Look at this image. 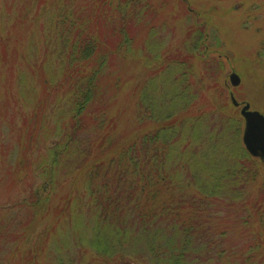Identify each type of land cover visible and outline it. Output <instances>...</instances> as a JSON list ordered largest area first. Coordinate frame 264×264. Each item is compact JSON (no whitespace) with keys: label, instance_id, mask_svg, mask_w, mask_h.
I'll use <instances>...</instances> for the list:
<instances>
[{"label":"trees","instance_id":"trees-1","mask_svg":"<svg viewBox=\"0 0 264 264\" xmlns=\"http://www.w3.org/2000/svg\"><path fill=\"white\" fill-rule=\"evenodd\" d=\"M116 1L118 3L110 8L108 5L112 0H56L55 12L49 13L39 26L46 42L41 65L47 77L42 81L44 86L51 85L57 91L55 95L64 106L59 118L68 114L70 122L64 125L58 118L48 131L39 129L38 136L43 139L49 134L57 137L49 141L46 153L34 161L43 182L40 187L32 183L31 192L19 203L0 205L18 208L11 219L0 216V264H11L9 258L16 259L22 251L19 238L29 220L34 214L44 215L49 207L58 213L57 223L49 228L50 232L52 228L56 229L50 233L57 237L51 236L54 249H70L73 241L76 246L74 254L61 251L56 256L57 264H211V248H214V257H223V250L216 249L219 247L217 242L215 245L213 241L211 247V239L206 233L211 225H204L211 223V211L215 210H209L211 203L219 205L220 201L230 198L237 200L245 193L246 186H242L241 181L247 175L240 173V161L245 164L255 161L241 144L243 127L237 120L243 117L235 111H222L232 122L236 134L239 132L240 139L233 145L225 138L228 131L234 130L221 129L214 133L216 138L208 135L210 131L201 132L203 122L209 116L206 111L184 121L190 124L191 132L179 129L171 120L179 111L154 109L146 115L155 120V129L119 145L117 136L109 135L107 130L116 123L115 120L101 112L105 111L108 105L105 102L110 97L103 95V88L107 91L115 88L111 93L113 96L118 94L116 91L122 82L120 76L119 79L115 76L105 86L104 81L108 79L105 72L112 57L132 51L127 27L130 17L136 16L128 11L132 0ZM113 8L118 9L116 14H121L120 25L112 13L113 18L103 15L104 11ZM97 9V13L102 14L92 15ZM125 12L129 14L128 18ZM102 16L110 21V25L104 22L111 28L106 33L92 29V26L104 25ZM108 36L112 37V43ZM29 55L33 57L34 53ZM50 57L54 67L48 60ZM171 62L178 66V61ZM162 69L153 72L152 79L161 77ZM29 72H32L30 67L18 68L21 98L32 99L29 92L31 88L36 89L30 85ZM58 76H61L60 80H57ZM63 84L68 86L63 87ZM62 97L66 98L67 104L62 102ZM95 102L102 107L97 115L93 114L96 110H92ZM230 105L237 107L231 99ZM214 118L215 115H211V119ZM219 121H216L217 127L221 126ZM179 132L182 139L201 143L204 139L216 140L211 142V154L227 155L232 161L220 169L224 160L210 161L207 152L204 154L199 150L200 144L178 147ZM110 150L112 154L106 157ZM9 153L14 159L15 149ZM184 168L188 171L183 172ZM182 173L187 174V178H183ZM75 174L79 180L75 190L69 189L53 204L61 182ZM193 185L198 187L196 193L192 191ZM17 220L18 226L13 229L10 225ZM66 221L71 223V235L69 231L65 233L64 226L60 227V223ZM90 250L96 254L94 262H86L85 251ZM37 251L29 249L26 260L32 261ZM21 263L20 260L15 262Z\"/></svg>","mask_w":264,"mask_h":264},{"label":"rangeland","instance_id":"rangeland-1","mask_svg":"<svg viewBox=\"0 0 264 264\" xmlns=\"http://www.w3.org/2000/svg\"><path fill=\"white\" fill-rule=\"evenodd\" d=\"M55 1L0 0V205L19 203L31 192L32 183L40 187L43 178L34 161L46 153L49 141L57 138L51 134L45 139L38 136L39 129L46 132L57 121L64 107L55 95L57 91L51 85L44 86L42 81L47 77L41 65L46 42L39 26L49 13L55 12L58 6ZM112 1L108 5L110 8L118 3ZM115 11L118 9H109L103 15L113 18V14L120 25L121 14ZM128 11L136 16L130 17L127 27L132 51L112 57L105 72L108 79H103L105 86L115 76L117 79L120 76L122 82L114 97L111 93L115 88L108 91L103 88V95L106 98L109 95L111 99L105 102L108 105L101 113L116 122L107 128L109 135H116L118 144L122 145L144 132H150L155 129L156 122L147 117L146 112L151 113L154 109L179 111L171 120L179 129L193 132L190 124L184 121L206 111L209 122H203L201 132L210 131L208 135L216 138L215 134L221 129L226 132L234 130L228 131L225 140L235 145L240 139L239 132L236 134L232 122L222 113L235 111L241 115L239 107L230 105V91H234L237 100L248 101L253 109L264 113V0H132ZM97 12L98 9L89 13L94 16L102 14ZM125 16L128 18L129 14L125 12ZM105 19L102 16L101 22L110 25V21ZM105 23L99 28L92 26V29L106 33L111 28ZM108 39L112 43V37L108 36ZM32 53L33 57L29 55ZM48 60L54 67L53 59L50 57ZM160 60H163L161 64ZM173 60L179 62L178 66L171 64ZM19 67H30L32 71L28 73L30 85L36 87L29 92L32 99L19 95ZM159 69L163 75L152 79L153 72ZM232 70L243 78L238 86L231 85L229 74ZM60 79L58 76L57 80ZM67 86L63 84V87ZM63 101L67 104L65 97H62ZM101 108L95 102L93 114L97 115ZM211 115H215L214 120ZM59 119L64 125L70 122L68 114ZM216 121L222 127H217ZM237 121L243 127L244 120L240 117ZM181 132L177 134L178 147L200 144L199 150L204 154L207 152L210 161L215 158L224 160L220 169L232 161L227 155L211 154V142L216 140L204 139L201 143L182 139ZM14 149L15 157L11 159L9 152ZM111 154L112 150L106 157ZM253 158L254 163L240 161V173L247 175L241 181L242 186H246L245 193H241L237 200L228 198V201H220L219 205H209V210H215L211 211V223L204 225H211L206 233L211 239V247L214 241L219 246L216 249L223 250V257L219 259L214 257V248L210 247L211 264H264V161ZM187 171V168L183 169V172ZM181 175L187 178V174ZM78 181L76 174L62 181L59 195L52 203L58 202ZM192 189L196 193L198 187L193 185ZM49 208L42 216L34 214L23 234L20 232L22 251L16 259L9 258L11 264L17 260L21 264H57L56 256L61 251L74 254V241L69 245L70 249H54L50 233L56 229L52 228L50 232L49 228L57 223L58 213L55 208ZM17 209L0 206V216L11 219ZM60 225L64 226L65 233L73 234L70 221ZM10 226L16 228L18 220ZM31 248L38 251L29 262L25 256ZM85 255L86 262H94L96 254L93 250L85 251Z\"/></svg>","mask_w":264,"mask_h":264},{"label":"water","instance_id":"water-1","mask_svg":"<svg viewBox=\"0 0 264 264\" xmlns=\"http://www.w3.org/2000/svg\"><path fill=\"white\" fill-rule=\"evenodd\" d=\"M232 86H238L241 83V76L233 71L229 74ZM231 100L235 106L241 107V115L244 118V127L242 133V141L247 152L253 157L264 160V113L257 109L251 108L248 101L237 100L234 91H231Z\"/></svg>","mask_w":264,"mask_h":264}]
</instances>
